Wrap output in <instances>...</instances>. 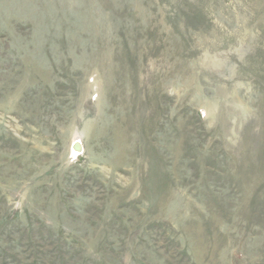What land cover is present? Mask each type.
<instances>
[{"label": "rangeland", "instance_id": "obj_1", "mask_svg": "<svg viewBox=\"0 0 264 264\" xmlns=\"http://www.w3.org/2000/svg\"><path fill=\"white\" fill-rule=\"evenodd\" d=\"M0 264H264V0H0Z\"/></svg>", "mask_w": 264, "mask_h": 264}, {"label": "bare ground", "instance_id": "obj_2", "mask_svg": "<svg viewBox=\"0 0 264 264\" xmlns=\"http://www.w3.org/2000/svg\"><path fill=\"white\" fill-rule=\"evenodd\" d=\"M80 140H78V139H76V140H74V142L72 143V150H73V154H75V156H77V155H79L80 154V152H78L82 147H83V145L81 144L82 142L80 141Z\"/></svg>", "mask_w": 264, "mask_h": 264}]
</instances>
